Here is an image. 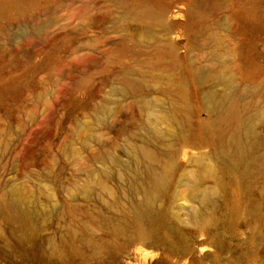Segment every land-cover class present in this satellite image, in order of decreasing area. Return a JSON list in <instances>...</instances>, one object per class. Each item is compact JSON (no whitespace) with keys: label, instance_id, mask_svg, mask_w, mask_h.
I'll list each match as a JSON object with an SVG mask.
<instances>
[{"label":"rangeland","instance_id":"374dc122","mask_svg":"<svg viewBox=\"0 0 264 264\" xmlns=\"http://www.w3.org/2000/svg\"><path fill=\"white\" fill-rule=\"evenodd\" d=\"M5 5L0 0V264H264L262 157L244 189L246 207L261 211V229L250 216L229 224L223 192L211 221L193 223L189 210L199 204L178 177L157 204L165 226L141 240L134 205L143 196L107 175L148 129L165 130L149 107L169 96L152 81L179 74L176 56L184 67L211 54L226 60L239 83L261 89L264 113V0H27L10 12ZM147 7L167 15L171 39L138 16ZM144 78V90L122 92ZM193 105L188 112L207 119ZM12 191L32 213L29 223L5 209Z\"/></svg>","mask_w":264,"mask_h":264},{"label":"bare ground","instance_id":"6f19581e","mask_svg":"<svg viewBox=\"0 0 264 264\" xmlns=\"http://www.w3.org/2000/svg\"><path fill=\"white\" fill-rule=\"evenodd\" d=\"M26 1L7 0L4 12L23 8ZM246 10L241 16L248 18ZM138 16L150 22L151 30L158 29L171 39L172 26L165 13L147 7ZM155 34L159 33H152ZM167 49L173 55L176 46L170 43ZM173 62L179 74L152 81L153 88L169 96L167 102L149 107L165 130L148 129L140 142L129 144L128 161L120 166L115 161L116 170L107 172L110 177L116 176L122 186L130 185L133 195L143 196L142 203L134 205L138 237L148 239L165 226L166 218L157 204L178 177L186 195L199 204L189 210L193 223L211 221L208 213L218 209L223 192L225 199L220 207L228 214L229 224L233 226L241 217L250 216L257 229H261V211L246 207L244 190L261 173V157L264 161L261 89L239 83L232 66L215 54L204 58L200 65L184 67L178 56ZM147 82V78L133 81L122 92L137 93L146 88ZM193 104L206 113L207 119H199L198 113H194L198 119L192 122L194 114L188 109ZM188 149L206 152L187 158ZM16 193L8 194L10 200L4 201V207L13 221L29 223L32 213L21 206L22 199Z\"/></svg>","mask_w":264,"mask_h":264}]
</instances>
